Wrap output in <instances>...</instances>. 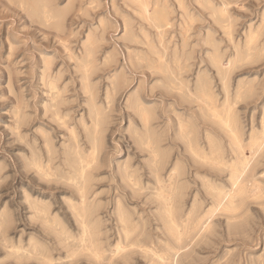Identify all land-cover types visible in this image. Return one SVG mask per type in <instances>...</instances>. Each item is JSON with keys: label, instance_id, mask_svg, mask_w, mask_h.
<instances>
[{"label": "rangeland", "instance_id": "1", "mask_svg": "<svg viewBox=\"0 0 264 264\" xmlns=\"http://www.w3.org/2000/svg\"><path fill=\"white\" fill-rule=\"evenodd\" d=\"M226 4L230 7L224 14ZM261 7L264 0H0V157H7L0 159V180L7 177L0 183V217L12 218L6 237L0 236V261L9 254L6 243L25 249L35 243L52 260L70 264L55 225L33 222L31 212L13 207L20 199L18 186L27 183L41 188L39 199L49 197V216L74 235L78 215L67 202L83 205L90 226L89 246L95 245L107 264H259L264 254V202H236L231 225L229 213L218 214L214 233L204 232L201 217L211 205L193 193L202 187L197 179L206 169L193 167L189 158L192 151L219 154L228 170L204 178L225 188L228 183L222 178L232 168L241 174L242 189L264 181V139L258 136L250 144L251 137L242 131L243 157L250 158L245 171L240 154L231 151L227 130L213 115L217 109L191 98L203 74L219 104L223 85L211 57L228 60L238 52L244 58L247 51L251 59L234 67L228 77L229 94L234 89L241 92L234 111L242 129L249 120L255 123L262 118L264 42L257 36L245 49L248 34L258 32L264 21ZM85 60L90 63L87 76L80 71ZM165 81L179 82L190 95L163 87ZM91 88L97 106H106L111 93V110L102 148L93 156L86 184L78 188L67 181L82 170L73 144L78 141L85 164L93 154ZM57 96L62 103L53 112ZM137 99L154 110L149 127L159 144L161 180L178 156L185 167L169 194L172 221L159 203L146 206L125 183V164L136 167L141 177L148 164L147 153L135 151L128 133L130 125L141 127L140 117L132 111ZM57 115L61 120L67 117V126L59 123ZM185 121L193 128L195 143L174 136ZM21 134L24 143L19 142ZM32 145L41 158L51 154L60 183H48L33 172L25 173L26 181L21 179L23 157L32 154ZM231 203L227 201L226 207ZM121 206L127 210L126 219L121 218ZM117 249L120 254L113 257ZM77 264L92 261L84 255Z\"/></svg>", "mask_w": 264, "mask_h": 264}, {"label": "snow or ice", "instance_id": "2", "mask_svg": "<svg viewBox=\"0 0 264 264\" xmlns=\"http://www.w3.org/2000/svg\"><path fill=\"white\" fill-rule=\"evenodd\" d=\"M23 7V5H17ZM211 7V6H210ZM230 5H223L222 9L225 10ZM261 12H264V7H261ZM50 24V21H49ZM257 36L260 37L261 42H264V21H261L260 30L252 31L248 34L247 44L245 49L250 48L257 39ZM251 57L248 55V52L245 51V57L241 58L238 52H234L231 59L223 60L219 56L211 57V62L214 66L219 69L218 75L221 76L220 83L223 85L220 96L222 97L217 104V97L213 86L210 81L202 74L201 79L197 80L192 91L195 93L194 97H191L193 100L199 99L201 103H207L208 105L215 107L216 112L213 113L214 117L219 121V123L227 130L229 135V143L231 151L238 152L243 160V168L247 171L249 164L248 160L250 158L243 157V146L241 143V133L246 131L247 134L251 137L249 140L250 144H254L257 137L264 139V113H262V118L258 119L253 123L249 120L247 128L242 129L241 123L237 114L234 111L236 104L241 102V92L239 89H234L231 95L229 94L228 89V77L231 75L234 67L238 66L240 63H247ZM234 60L237 61L234 64ZM83 75L87 76L90 71V63L88 60L84 61V66L80 69ZM171 75V74H170ZM174 79V78H173ZM52 88L54 92L55 83H53ZM111 89V85L109 86ZM163 87L168 88L172 91L180 90L183 92V95L189 96L190 94L187 90L183 89V86L177 82L173 85L167 81L164 82ZM89 95V104L90 107H93V130H94V144H93V154H90L87 159L88 163H84V158L80 154V149L78 146V141L75 142L72 146L74 154L81 160V169L73 173L76 177L74 180L67 181L71 185H75L80 188L86 184V173L89 168L92 167L91 161H93L94 154L98 153L103 144V129L107 127V116L111 110V93L108 96V103L106 106H97L95 105V89L91 88L88 92ZM62 103L59 96L53 101L55 107L52 108L53 112L58 110L59 104ZM151 104V101H149ZM132 111H134L140 119L137 121L141 125L140 128H137L135 125H130L128 128V133L132 136L134 140V149L137 153L145 152L147 153L148 164L145 166V171L143 177H141L139 171L136 167H130L125 164L123 172L125 175V183L128 188L132 190L134 197L139 196L143 197L142 203L146 206L150 204L159 203L165 215L169 221L173 220V200L170 197V193L176 189V180L178 177H181L185 172L184 164L180 156H178L173 161V166L169 170V174L164 181L161 180L159 175V168L161 164V153L159 149V144L156 140L153 139L151 129L149 127L150 121L153 118L154 110L144 104V102L139 99L136 100ZM56 119L62 126L65 125V117L63 120L60 119V116L57 115ZM177 117H173L174 122H178ZM188 124V127H185V124ZM19 132V126L16 129ZM73 132V137L75 138V131L70 129ZM174 136H177L178 139H182L186 144L194 141V132L190 123L185 121L184 123L179 124L178 135L174 131ZM20 143H24V140L21 137L19 139ZM33 148L32 154L30 156L23 157V164L20 167V176L22 180H27L25 173L33 172L35 175L39 176L42 180L48 183H60L59 177L54 172V166L51 161V154L49 153L46 157L41 158L39 153ZM255 153V149H254ZM0 157V159H6ZM132 155L129 153V160H131ZM194 158V159H193ZM189 162L193 164V167H202L206 169L204 176L197 179V183L201 184L202 187H198L193 195L199 194L203 196L205 200L211 205L207 211L202 215L200 226L203 228L204 232L213 234L216 225L213 224V219L218 215H224L229 213L228 220L229 225H231V213L237 211L236 202L247 203L248 201L259 200L264 202V181L260 185H256L253 182V185L250 189H242L239 185L240 172L236 168H232L228 176H224L222 179L224 183H228V187L225 188L221 183H217L214 180H208L204 177L212 175L213 172L223 173L228 170L229 166L226 162H222L219 154L213 152L212 154H206L204 152L196 151L191 152V157ZM10 163V161H9ZM7 177H4L3 180H0V183H3ZM217 180L221 177L217 176ZM230 181V183H229ZM17 191L20 193V199L13 205L14 208L24 209L25 213L31 212V220L36 223H42L45 225L54 224L55 230L63 242L61 250L63 247L67 248L68 261L70 264H77V260L80 256L87 255L91 258L92 264H107L103 260L102 255L94 250L95 245L89 246V236H90V226L87 223L86 216L84 214L83 205L78 203H73L68 201L69 207L73 214L78 215V223L74 225L76 229L75 235L72 231H69L62 223L59 221H53L48 213V205L46 201L49 197H44L39 199L42 196V190L37 186H29L25 183L18 186ZM34 197H36L34 199ZM11 197L9 196V199ZM79 199H83V192ZM231 201L232 203L226 207V202ZM0 207H3V204H0ZM120 215L122 219L127 218V210L121 206ZM12 218L10 216L0 217V236L6 237L7 228L10 227ZM174 228V224L172 225ZM228 236V232L225 233V237ZM179 243V238L176 240ZM5 247L8 248L9 254L4 261H0V264H65L64 261H54L49 257V253L45 249H41L39 245L32 243L28 248H23V246L5 244ZM120 249H117L112 253L113 257L120 254ZM126 251V249L124 250ZM2 255V253H0ZM104 255H107L105 253ZM259 264H264V254H262Z\"/></svg>", "mask_w": 264, "mask_h": 264}]
</instances>
